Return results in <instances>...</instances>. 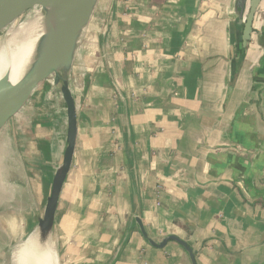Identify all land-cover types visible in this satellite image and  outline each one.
<instances>
[{"label":"crops","instance_id":"crops-1","mask_svg":"<svg viewBox=\"0 0 264 264\" xmlns=\"http://www.w3.org/2000/svg\"><path fill=\"white\" fill-rule=\"evenodd\" d=\"M234 2H99L70 81L77 137L53 231L58 264H191L176 243L151 247L136 219L155 243L185 242L196 264H264V0L231 81ZM52 131H32L23 149L41 214L62 155L54 135L42 139ZM27 217L2 264L35 226Z\"/></svg>","mask_w":264,"mask_h":264},{"label":"water","instance_id":"water-1","mask_svg":"<svg viewBox=\"0 0 264 264\" xmlns=\"http://www.w3.org/2000/svg\"><path fill=\"white\" fill-rule=\"evenodd\" d=\"M100 1L21 0L14 10L0 13V32L7 26L18 22L27 10L34 7L52 9L56 16V26L47 31L45 41L38 47L35 62L22 79L16 85L9 83L7 75L0 79V130H6V126L14 120L16 127L18 126L19 121L22 120L20 115L40 85L47 83L58 88L64 148L42 214L35 218L34 227L38 232V246L54 231L60 194L73 166L77 118L70 81L74 67L81 59V49L87 39L89 26L94 22ZM261 3L262 0H235L234 2L235 20L229 30L231 81L235 79L244 61L254 34L252 26ZM256 34L264 40V22L261 30ZM255 73L258 77L264 78V54ZM135 222L140 235L151 247L163 249L169 242L176 243L187 253L191 264H196L193 251L185 242L177 237L168 236L159 243H155L148 237L142 223L138 219ZM34 248L39 249L37 246Z\"/></svg>","mask_w":264,"mask_h":264},{"label":"bare ground","instance_id":"bare-ground-1","mask_svg":"<svg viewBox=\"0 0 264 264\" xmlns=\"http://www.w3.org/2000/svg\"><path fill=\"white\" fill-rule=\"evenodd\" d=\"M20 1L21 0H2L0 3V13H7L14 10L15 7L19 5ZM54 26H56V16L52 9L34 7L29 10L20 21L4 28L0 32V79L4 75H7L9 83L11 85L14 84L17 77H19L20 72H17L18 69L22 67L32 55L38 52L39 45H42L45 41L47 31ZM34 62L35 60H32L29 69ZM23 71L25 70L23 69ZM59 119L61 120L59 117L56 120ZM12 141L15 140L9 138L5 129L0 130V208L2 209L9 208L10 203L17 198L18 200L21 199V201H23L24 198L25 201H28L29 205H32L25 177L18 173L19 166L15 151L12 148ZM54 141H56L55 134ZM55 143L57 142H54V146H57L62 154L63 145L58 146ZM12 166L18 173V178L23 180L21 181L23 182V184L21 183L22 185L7 181L6 173L10 172L9 170ZM31 209V212L35 216H40L41 210L38 205ZM37 239L38 232L36 228L33 227L28 235H24L18 239L15 245L8 249L9 255L5 264H58L57 245L54 232H52L41 245L39 244V246ZM35 246L39 247V249L36 250V248H34Z\"/></svg>","mask_w":264,"mask_h":264},{"label":"rangeland","instance_id":"rangeland-1","mask_svg":"<svg viewBox=\"0 0 264 264\" xmlns=\"http://www.w3.org/2000/svg\"><path fill=\"white\" fill-rule=\"evenodd\" d=\"M29 10H27L26 13ZM24 15H22V17L19 18L18 21H20ZM31 62L32 60H29L22 67L18 69L17 72L18 73L20 72L19 77H17L16 81L12 85H16L22 79V77L27 73L29 69V65H31ZM23 69L25 71H23ZM57 99H58L57 87H53L51 84H47V83L40 85L37 92L34 94V96H32V98L29 101V104L26 106L25 110L20 115V117H22V120L19 121L18 123L19 125L18 129H16L15 120L11 122L8 126H6V132L9 138L11 139L13 138L15 140L12 141L13 142L12 148L15 151L17 163L19 166L18 173L19 175L24 176L25 180L26 179L28 180L29 176L32 175L33 168L34 166H36L34 163H31V161H29L28 158H26L27 156L24 155V150H23L25 144H28L26 143L27 141H31V143L34 144L32 142V137H33L31 134L32 131L34 130L38 131L40 128L42 129L43 126L50 123L53 131L48 136H46V134L43 135L42 139H45V141L48 142L51 140V138H53V135L55 134L56 141L54 142H57L55 144L58 146H62L64 144V135L62 134L63 124L60 119L56 120L58 119V117L60 118L59 103ZM47 115H49V119ZM36 117H38V120H36ZM19 135H22L20 141L18 138ZM44 159L46 162H48L49 160L48 157H44ZM45 161H43L44 165L46 164L44 163ZM9 171L10 172L6 173V179L8 182L23 184V182H21L23 180L18 178V173L16 172L13 166L10 168ZM28 193L31 198L30 191H28ZM32 200L33 199H31V202ZM33 207H35L34 204L29 205L28 201H25L24 198L23 201H21V199L18 200L17 198L16 200L10 203L9 208H4V209L0 208V264H2L1 261L4 258L3 256L6 248H8L10 244H12L13 242H15V240H17L16 239L17 236H15V232L17 231V225L20 224L21 227L25 225L24 218L26 217V215H28L27 218L30 219L31 210H32L31 208ZM5 232L7 233L11 232L10 236H8L10 237L9 239L7 238L6 235L7 233L4 235ZM12 235H14V237ZM4 259H6V256Z\"/></svg>","mask_w":264,"mask_h":264}]
</instances>
